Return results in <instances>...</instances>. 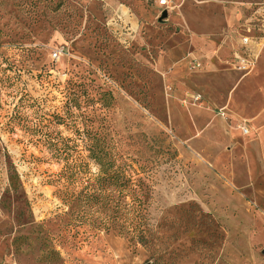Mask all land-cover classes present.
I'll list each match as a JSON object with an SVG mask.
<instances>
[{
    "label": "rangeland",
    "instance_id": "obj_1",
    "mask_svg": "<svg viewBox=\"0 0 264 264\" xmlns=\"http://www.w3.org/2000/svg\"><path fill=\"white\" fill-rule=\"evenodd\" d=\"M262 53L264 0H0V264H264V86L237 91ZM97 142L140 184L144 242L110 183L85 211L96 166L53 158Z\"/></svg>",
    "mask_w": 264,
    "mask_h": 264
},
{
    "label": "trees",
    "instance_id": "obj_2",
    "mask_svg": "<svg viewBox=\"0 0 264 264\" xmlns=\"http://www.w3.org/2000/svg\"><path fill=\"white\" fill-rule=\"evenodd\" d=\"M71 144L72 140H69ZM105 143L97 142L95 150L87 151L88 155L81 158L77 152L69 150L66 154L56 153L53 158L64 168H71L80 161L88 160L98 168L97 175L86 181L85 211L96 207L105 209L109 199L108 185L114 189L112 204L114 207L115 223L119 234L130 236L132 239L144 242L146 240V216L143 203L140 201V184L130 175L131 166L118 163L115 155L104 150ZM93 183V184H91ZM84 213V212H83ZM106 218L101 219L102 228H106Z\"/></svg>",
    "mask_w": 264,
    "mask_h": 264
},
{
    "label": "crops",
    "instance_id": "obj_3",
    "mask_svg": "<svg viewBox=\"0 0 264 264\" xmlns=\"http://www.w3.org/2000/svg\"><path fill=\"white\" fill-rule=\"evenodd\" d=\"M228 1H235V0H228ZM261 60H264V53H262ZM233 81V79H232ZM235 85V84H234ZM264 86V68L259 67L257 68V70L255 71V73L252 75V78H250L249 80H245L244 82L240 83L237 87V91H241L243 93L242 97L244 99H247V95L245 93H251L252 91H257L258 88L261 90V87ZM259 99V98H258ZM224 101H229V102H233L234 101V95L230 94L229 90L224 92ZM224 102V103H225ZM257 120L260 121H264V113L262 115H260ZM264 127L263 130H261L260 135L257 138V141L254 142L253 145H251L250 150L253 149L254 146L257 147V145H262V147L264 148ZM262 163L264 162V159L260 160Z\"/></svg>",
    "mask_w": 264,
    "mask_h": 264
},
{
    "label": "built area",
    "instance_id": "obj_4",
    "mask_svg": "<svg viewBox=\"0 0 264 264\" xmlns=\"http://www.w3.org/2000/svg\"><path fill=\"white\" fill-rule=\"evenodd\" d=\"M160 4L161 5H164L165 2H161ZM57 57H58V54L57 53H54L53 58H57ZM238 64H239V68H240L241 71H245L249 67V63L246 62V60H242Z\"/></svg>",
    "mask_w": 264,
    "mask_h": 264
}]
</instances>
